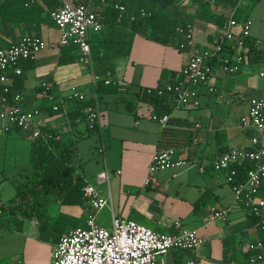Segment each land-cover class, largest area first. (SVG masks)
Listing matches in <instances>:
<instances>
[{"label": "crops", "instance_id": "obj_1", "mask_svg": "<svg viewBox=\"0 0 264 264\" xmlns=\"http://www.w3.org/2000/svg\"><path fill=\"white\" fill-rule=\"evenodd\" d=\"M18 1L25 0L0 2H5L0 11V46L15 43L25 36H40L48 44L34 60L20 64L24 81L22 86L15 87L22 95L19 104L24 109L39 108L37 122L58 131L63 145L71 141L77 143L76 156L81 159V169L74 164L76 157L72 164L102 195L110 196V205L101 211H109L111 215L114 212L162 233L174 232L177 221L196 228L206 241L193 251L172 253L168 264H185L189 259H197L201 264H245L246 258L250 264L247 244L261 237V233L256 225H249L248 211L236 203L225 173L215 170L212 162L231 148L250 145L249 133L242 127L240 118L248 113L253 98L264 97V75L260 72L263 80L257 81L248 77L249 63L264 60V43L260 46V59L249 58L235 73L218 71L213 81L218 91L209 93L203 87L200 105L176 108L166 99L170 114L166 126L152 119L154 106L142 99L146 88L171 81L188 63L189 53L178 48V43L185 39L178 30L180 27L193 23L196 41L201 46L209 45L220 29L219 25L197 14L203 10L197 7L199 1L205 5L200 7L228 18L235 7L217 0L179 1L185 13L179 14L176 7L172 12L181 15L186 22L178 26L169 43L156 39L153 29L134 32L130 27L105 24L99 37L95 40L96 35L91 37L92 62L62 63L64 53L59 43V28L53 22L42 21L39 25L36 22L51 19L50 12L64 0H27L23 7L17 6ZM140 3L141 0H127V11L135 12ZM239 4L245 9L248 2L240 0ZM23 14L29 19H16ZM251 34L258 39L255 32ZM95 74L116 80L118 92L102 95L99 102L104 111L102 124L90 134L84 121L70 120L78 100L67 97L74 90L91 97ZM44 82L52 86L54 100L46 97ZM57 101L66 102L70 110L68 119L51 109ZM3 107L0 102V109ZM162 113L165 112L160 111ZM64 128L66 134H62ZM64 135H68L69 142H64ZM21 144L29 149L30 157L29 132L19 129L5 132L0 128V155L4 159L0 167V216L5 220L0 225V264H18L19 261L53 264L61 227L65 232L70 226L85 224L92 209L85 199L76 205H63L52 198L47 204L49 226H42L35 215L3 213L2 206L16 196L15 183L20 178L21 166L29 162L21 161L17 152ZM100 148L104 151L100 152ZM166 148H174L175 157L186 159L188 163L158 171V184L146 185L153 154ZM105 168L111 170L110 182L100 183L97 174ZM117 170L122 172L117 174ZM206 193L209 198L196 208V201ZM259 195L264 197V182ZM214 205L228 208L227 217L212 220L210 208Z\"/></svg>", "mask_w": 264, "mask_h": 264}, {"label": "built area", "instance_id": "obj_2", "mask_svg": "<svg viewBox=\"0 0 264 264\" xmlns=\"http://www.w3.org/2000/svg\"><path fill=\"white\" fill-rule=\"evenodd\" d=\"M3 0H0L2 2ZM184 2L190 0H182ZM107 0H64L62 5L51 12L55 25L61 32L60 45L74 44L78 47L79 61L90 63L93 60L91 37L100 33L105 23L100 11L109 6ZM121 12H128L126 4L114 3ZM241 7L240 4L235 7ZM134 20L151 12L142 8L140 13H131ZM253 22L250 17L237 19L230 16L212 36L210 44L201 46L195 38V25L187 23L178 30L185 39L178 48L189 53V61L172 81L146 88L149 94H157L167 99L170 106L195 107L200 105L201 89L209 93L218 91L213 84L218 71L231 74L240 71L248 61L246 41L252 36ZM40 36L22 37L15 43L0 46V128L5 132L23 130L33 136L43 133V126L37 122L41 113L38 109H24L19 103L21 93L15 91V76L23 72L20 64L25 60H34L47 47ZM264 75V72H261ZM101 79L99 74L93 78L94 89ZM117 83L106 78V83ZM46 97L54 100L52 86L44 82ZM96 97V94L93 95ZM91 96V97H93ZM82 91L74 90L68 100L88 101L90 98ZM51 109L60 112L68 119L69 107L65 101H57ZM81 114L70 117L71 121H84L89 131L98 130L102 124L104 111L98 102L83 107ZM152 119L166 126L170 121L169 113H154ZM242 127L249 133L250 145L238 146L217 156L212 166L226 175V181L236 196V203L244 207L249 214L261 218L264 230V197L259 195L264 182V97L253 98L249 111L240 118ZM197 126H200L197 124ZM52 129V128H51ZM104 149L100 148V152ZM174 148L157 150L148 166L146 185L156 186V173L160 170L183 166L186 159L176 158ZM247 167L242 175L240 169ZM117 174L122 171L117 170ZM111 170L103 169L97 174L100 183L110 182ZM84 199L92 213L83 225L66 230L56 242L53 264H168L166 256L175 252H188L197 249L206 240L196 228L185 226L181 221L175 223V231L162 233L133 219L112 212V228L97 221V213L110 205V196L102 195L97 187L87 180L84 186ZM211 219L225 218L228 208L216 205L210 208ZM250 264L264 262V238L259 237L247 244ZM160 261V263L158 262ZM18 264H23L19 261ZM185 264H201L197 259H189Z\"/></svg>", "mask_w": 264, "mask_h": 264}, {"label": "trees", "instance_id": "obj_3", "mask_svg": "<svg viewBox=\"0 0 264 264\" xmlns=\"http://www.w3.org/2000/svg\"><path fill=\"white\" fill-rule=\"evenodd\" d=\"M107 1L110 3L109 6L100 11V15H102L105 24L119 25L122 28L130 27L134 32L141 31L144 28L153 29L156 32L154 37L163 43H169L175 35L178 26H183L186 22L181 15L176 16V13L173 14L172 12V9H175L176 7V12L179 14L185 13L183 7L178 4L179 1L182 0H150V2L141 0L140 8L136 10L135 13L139 14L142 8H146L151 14L140 16L134 20L131 19V13L121 12L118 8L113 6L114 3L126 4L127 0ZM217 1L223 2L231 7H236L240 2V0ZM24 2H27V0L23 2L18 1L17 6L23 7ZM4 3L0 4V11L3 9L2 6ZM198 3V9H203L198 11V15L206 17L220 27L227 21L228 16L200 7L201 5H204L203 3L201 4V1ZM51 12L49 14L51 19L46 18L38 20L36 23L38 25L42 21L54 23L51 17ZM244 12V8L238 7L235 9L233 16L237 19H241ZM16 19L23 21L28 20L29 18L23 14L16 16ZM102 31L92 35H96L94 40L102 34ZM246 45L248 46V58L253 60L260 59L262 53V50L260 49L261 42L251 36L247 39ZM63 53L64 54L60 60L62 63L73 62L80 58L78 47L74 44L63 46ZM163 74L167 75V71H164ZM106 78L107 77L105 76H101V79L97 82L96 87L93 90V95L96 94V97L92 95L93 97L88 101H77L78 104L75 106V109L72 110V112L75 113L74 117L81 114V110L86 105L95 104L96 102L99 103L104 93L118 92V84L113 82L106 83ZM175 78L176 76L173 75L171 81ZM23 81L24 75L16 76L15 87L22 86ZM1 92L2 86L0 85V93ZM142 99L154 106L155 113H160V111L167 113L169 111L166 98L162 96L149 94L145 90L142 93ZM42 131L43 133L40 136H33L32 132H30L31 145L29 162L27 165L21 166L19 170L20 178L15 183L17 189L16 196L4 204L2 210L3 213L8 212L9 214L20 212L27 215H35L41 222L42 226L43 224L44 226H49L51 218L48 214V202L53 198L63 205L78 204L84 199V186L87 183V179L72 164L73 159L78 154L77 143L71 141L68 144L63 145L58 131L48 128L47 126H43ZM95 131L96 130L90 131V134H93ZM3 161V155H0V167ZM246 168L247 167H242L240 169L242 175L245 173ZM208 198L209 195L207 193L204 194L196 201L195 207L199 208ZM248 218L250 221L249 225H256L261 233V237L264 238V230L260 224L261 218L253 214H249ZM4 223V217L0 216V225H3ZM63 233L64 228L61 227L58 240ZM175 253L179 254L182 252L177 251Z\"/></svg>", "mask_w": 264, "mask_h": 264}, {"label": "rangeland", "instance_id": "obj_4", "mask_svg": "<svg viewBox=\"0 0 264 264\" xmlns=\"http://www.w3.org/2000/svg\"><path fill=\"white\" fill-rule=\"evenodd\" d=\"M248 2L247 7L245 8V12L243 16H250L253 25H252V32L257 35H259L258 39L262 43H264V0H245ZM260 33H262V36H260ZM250 72L248 74V77L254 78L256 81L259 80L260 72H264V60L263 61H253V63H249L248 65ZM264 79V78H263ZM260 79V80H263ZM264 81V80H263ZM103 105V104H102ZM86 124V123H85ZM66 129L64 128L62 134H66ZM23 131V130H21ZM64 142H69L68 135H64ZM18 154L20 155L21 161L28 162L29 161V149L24 146V144H21L20 147L17 149ZM81 159L79 156H76L74 160V164L81 169ZM84 162L85 160L82 159ZM100 214V215H99ZM98 222L108 228H112V217L109 211H101L98 212ZM96 215V217H97ZM71 227V226H70ZM70 227L66 228V230L70 229ZM168 258H170V255L166 256L167 262ZM247 258L245 261V264H248ZM160 263V261H158Z\"/></svg>", "mask_w": 264, "mask_h": 264}]
</instances>
